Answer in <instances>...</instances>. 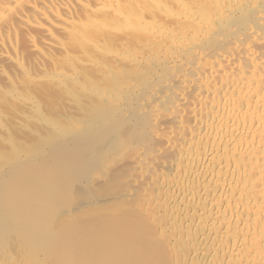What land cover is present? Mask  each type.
<instances>
[{
	"label": "bare ground",
	"instance_id": "bare-ground-1",
	"mask_svg": "<svg viewBox=\"0 0 264 264\" xmlns=\"http://www.w3.org/2000/svg\"><path fill=\"white\" fill-rule=\"evenodd\" d=\"M71 1L63 0L66 11ZM137 11L134 4L118 10L121 15L127 13L123 22L129 23L133 32L146 28ZM37 12L47 19L46 12ZM203 16L200 22L185 31L186 34L168 37L160 54H149L142 59L141 65H138L140 62L137 65L130 63L131 67L136 66L132 81L120 80L115 91L119 89V93L107 92L100 104L96 100L97 105L94 104L92 111L88 110L87 119L82 113L86 125L84 129L77 128L71 139L66 140L69 133L65 127L53 122L58 136L48 142L47 149H43L46 158H39L42 162L34 161L33 165L32 154L21 159L22 154L33 151L24 145L0 149L1 242L13 246L14 239L21 240L31 248L30 253L49 249L53 256L58 258L61 255L59 260L64 263L59 262L62 264H73L80 260V257L77 259L79 254H74L72 249L75 230L65 224L59 228L58 217V224L57 221L53 224L63 207L71 203L73 208L106 203L116 200L114 197L118 195L123 198L139 188L138 184L132 186L135 179L129 183L128 177L142 171L143 179H147L157 172L156 169L186 160L189 164H181L184 169L178 177L190 178L200 169L206 170L205 199L214 196L215 189L225 191L218 193V201L213 202L212 198V202L217 203L216 209L213 206L209 210L207 200H204L192 215L198 219L208 214L206 212L210 213L203 217L209 224L205 223L208 234L203 241L211 247L221 245L223 255H218L216 260L219 262L216 263L264 264V184L259 191L253 192L258 183L256 177L264 178V0H214L209 13ZM93 28V32L100 30L99 27ZM89 39L85 29L75 37L82 46ZM26 94L20 97L24 98L22 96ZM7 99L10 102V98ZM74 116L70 119L77 120ZM32 123L28 124L33 126L35 123ZM15 132L11 134L14 139L17 138ZM212 163H215L213 168L210 167ZM238 172L241 178L237 177L240 181L235 182ZM233 187H237L239 195L236 206L240 218L237 216V220L230 219L233 211L229 207L223 210L221 206L232 203L226 191ZM186 198L182 194L177 203L185 202ZM214 210L220 212L217 219L223 216L221 221L215 218L218 212ZM9 245L8 248L12 247Z\"/></svg>",
	"mask_w": 264,
	"mask_h": 264
},
{
	"label": "rangeland",
	"instance_id": "rangeland-1",
	"mask_svg": "<svg viewBox=\"0 0 264 264\" xmlns=\"http://www.w3.org/2000/svg\"><path fill=\"white\" fill-rule=\"evenodd\" d=\"M46 1L48 3H44L45 0H17L16 2L0 0V149L9 150L15 144L30 147L33 151L30 154H22L21 159L32 154V162L38 160L42 162L41 160L46 158L43 149H47L48 142L58 136L53 122L65 127L69 133L65 138L71 139L77 128L84 129L86 123L83 124V122L87 121L85 119L90 114L88 110L93 109L94 104L95 106L100 104L102 97L105 94L108 95L107 92H115L120 85V80L127 83L132 81L136 75H133L136 66L131 67L130 63L137 65L140 62L138 65H141L142 59L149 54L154 52V54H160L161 46L168 37L186 34L185 31H189L192 24L200 22V19L205 17L203 15L209 13L210 5L214 2V0H147L146 2L143 0H70L73 3L72 5H70L71 2L68 3L69 7L66 11L65 1ZM61 4L63 8L60 9ZM133 4L146 27L143 31L133 32L128 26L129 23L123 22L127 13L125 16L118 12L119 8L123 10ZM54 7L58 10L56 8L54 10ZM38 10L41 13L46 12L48 20L45 15V18L41 16ZM110 12L112 13L108 17ZM136 22L137 20L134 21ZM81 25L84 26L81 28ZM91 27H99L100 30L93 32L94 28ZM84 29L89 33L90 39L82 46L75 41V37L83 33ZM143 33H145L144 36L148 33L149 38L146 36V39ZM84 45H88L90 50ZM24 93H27L26 96L21 98L20 96ZM115 93H119V89ZM91 94L96 96L93 97ZM7 97L10 98V102H15L14 105L12 102L10 105ZM18 107L21 114L20 110L17 111ZM85 107L87 111L84 112ZM82 113H85L86 118ZM76 114L77 116H74ZM73 116L77 120L80 117L81 120L76 122L77 120L70 119ZM38 119L41 121L39 122ZM70 120L74 122L71 121V124ZM25 121L27 123H24ZM32 121L35 123L33 126L28 124ZM13 131L17 132L14 134L17 136L15 139L11 136ZM35 140L37 141L34 142ZM177 161L176 159L175 162ZM184 162L189 164L186 160ZM184 162L179 161L185 166ZM181 164L175 163L171 167L156 169L158 173L154 172L153 178L149 176V179H143L142 171L128 177V182L135 179L136 182L129 183L132 186L138 184L139 188L123 198L122 195H118L117 198L114 197L116 200L106 203L85 204L77 208H73L71 203L72 205H67L62 210L60 208L61 214L54 218L53 224L59 220V224L63 222L59 225L57 221L59 228L65 224L75 230L72 249L74 254L77 253V256L79 254L77 259L80 257V260L76 259L78 262L73 264H217L216 262L219 261L216 258L218 255H223L221 245L219 244V248L218 245L211 247L203 241L204 236L208 234L204 228L207 229L206 224L209 225L204 218L210 213L206 212L208 214L203 215L204 218L199 217L200 220L192 215L200 203L205 202L204 200H207L209 210L213 206L216 209L217 203L213 202L218 201L217 196L225 191L215 189L216 194L205 199L203 193L208 184L207 179L204 178L206 170L200 169L199 173L196 172L198 175L194 173L196 175L192 174L190 178L184 179L178 177L184 169ZM214 165L212 163L210 167L213 168ZM239 175L238 172L235 182L239 180L237 177L241 178ZM255 180L258 183L254 193L264 184L263 177H256ZM227 192L232 198V203L229 206L222 204V209L229 207L228 209L233 211L231 213L233 218L230 216V219L237 220V216L240 218V212L236 206V199L239 197L237 187L228 189ZM182 194L188 198L185 202L177 203V198L182 197ZM216 211L219 210H214L215 213ZM219 215L220 212L216 213L215 218ZM222 219L223 216L217 220ZM203 223H206L205 227ZM218 223L217 227L220 228V222ZM256 234L258 236L260 233ZM12 243L16 245L12 246L0 241V264L64 263L59 260L61 255L57 258L49 249L30 253L31 248L25 242L14 239ZM8 245L12 247L8 248ZM58 250L61 251V248ZM66 250V248L63 249L64 253L63 251L62 253L65 254ZM224 264L231 263L228 261Z\"/></svg>",
	"mask_w": 264,
	"mask_h": 264
}]
</instances>
